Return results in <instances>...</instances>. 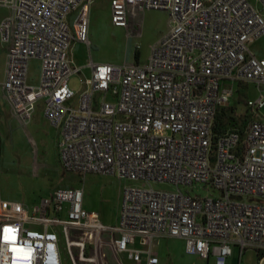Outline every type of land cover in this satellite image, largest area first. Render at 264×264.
<instances>
[{
    "label": "built area",
    "instance_id": "2783aa9c",
    "mask_svg": "<svg viewBox=\"0 0 264 264\" xmlns=\"http://www.w3.org/2000/svg\"><path fill=\"white\" fill-rule=\"evenodd\" d=\"M94 0H0L6 47L4 99L22 125L43 104L60 132L59 162L66 173L113 175L140 183L122 191L118 224L103 226L83 207V192L61 187L33 207L0 200V264H62L60 236L74 264H108L106 250L128 251L146 239L148 264L155 244L180 239L187 255L228 264L233 250L264 260V59L250 44L264 35V0H112L111 22L137 33L144 12L169 15L168 31L143 65L89 62L91 77L69 59L74 43L87 47ZM32 60L41 63L29 83ZM252 84L246 101L254 115L239 132L215 133V118L236 85ZM152 184L176 188L156 191ZM203 185L216 196L179 190ZM119 235L118 241L114 236ZM135 256L138 251H133ZM120 264V262H118Z\"/></svg>",
    "mask_w": 264,
    "mask_h": 264
},
{
    "label": "rangeland",
    "instance_id": "374dc122",
    "mask_svg": "<svg viewBox=\"0 0 264 264\" xmlns=\"http://www.w3.org/2000/svg\"><path fill=\"white\" fill-rule=\"evenodd\" d=\"M255 8H260L255 0H248ZM112 0H94L89 8L87 37L90 46L78 43L69 51V57L74 66H83L81 77L70 79L69 86L76 93L80 92L82 85L80 78H89L88 64L123 63L143 65L151 54V48L166 33L169 26V15L163 11L148 10L140 19L137 33L128 34L111 22ZM250 50L256 57L264 58V36L250 45ZM5 53L0 50V83L5 70ZM41 74V63L32 60L29 63V83L37 85ZM237 91V92H236ZM257 91L252 84L236 85L230 106L234 107L233 114L242 117L246 111V101L256 98ZM227 105L226 107H228ZM225 107V108H226ZM264 116V108L259 111ZM32 119H44L42 104L38 103ZM30 136L24 132L13 131L11 137H0V198L5 202L20 203L23 206L33 207L53 189L68 187L78 188L83 192V207L91 213L97 214L100 223L105 227L117 226L122 191L127 186L140 187V183L119 180L113 175L88 174L83 178L66 173L62 169L56 151L50 145L46 155L34 152L31 141H37L32 127H28ZM47 165L42 168V163ZM156 191L175 192L173 188L164 184H152ZM180 191L191 196L207 198L216 196L208 187L194 184L192 187H181ZM60 254L62 264H74L64 237L60 236ZM158 264H215L213 258L208 261L196 256L187 255L184 244L177 239L162 240L154 249ZM259 257L254 251L246 252L240 264H256ZM228 264H239L238 250H233V257ZM264 264V260L261 262Z\"/></svg>",
    "mask_w": 264,
    "mask_h": 264
},
{
    "label": "crops",
    "instance_id": "0c3cea01",
    "mask_svg": "<svg viewBox=\"0 0 264 264\" xmlns=\"http://www.w3.org/2000/svg\"><path fill=\"white\" fill-rule=\"evenodd\" d=\"M6 15H7V11L4 8H0V22L2 21V19ZM167 31H166V33H167ZM253 43H251V44H253ZM77 44L78 43H74L71 46V49L73 47L77 46ZM249 48H250V46H249ZM0 50H3L4 53H6V47L1 45V44H0ZM251 53L255 56V54L252 51H251ZM257 58H259V57H257ZM69 59H70V57H69ZM259 59H264V58H259ZM72 65L74 66L73 63H72ZM74 67L81 68V73L79 75H75V76L81 77L83 71L85 70V67H83V66L82 67L81 66H74ZM87 70H89L88 71L89 72L88 73V76H89L88 79H90L91 71H90V69H87ZM75 76H73L72 78H74ZM3 79H4V75H3ZM80 80H83V79L80 78ZM2 81H1V83H2ZM1 83H0V137H1V135H4L5 137L6 136L7 137H11L13 131L24 132L27 136L28 135L30 136L28 127L31 126L32 127V131L35 134V138L37 140L35 142L31 141L32 145L34 146V152H37V153L41 152L42 155H46L48 153V151H49V148H50L49 146L51 145L53 151L54 152L56 151V155H57L58 162H59V144H60V140H61L59 130L57 128L51 126L46 121L45 118L44 119H31L30 122L27 123V125L22 126L13 117L10 105L4 99L3 91H2V88H1ZM82 89H83V87H82ZM39 103H41V102H39ZM42 116L44 117L43 104H42ZM262 118H264V116H261V118L259 117V119H262ZM46 167H47V165L43 162L42 163V168L44 169ZM66 188H68V187H66ZM54 190L55 189L51 190V192L46 196V198H49L52 195ZM0 200H1V198H0ZM120 205H121V202H120ZM85 210L90 212L88 209H85ZM119 212H120V208H119ZM97 218H98V221L100 222V219H99L98 215H97ZM118 220H119V213H118L117 221ZM119 239H120L119 235H115L114 236V240L118 241ZM164 240H168V239H164ZM177 240H180V239H177ZM161 241L162 240L158 241L155 244V246H154V248L152 250V257L157 258L156 255L154 254V249H156V247L159 245V243ZM180 241L183 242L182 240H180ZM183 244H184V242H183ZM146 246H147L146 239L141 238V237H137V236L131 237L129 239V241H128V244H127L128 251L117 253L118 262H120V264H148V257L146 255V251H145L146 250ZM133 251H138L139 255L136 257L135 253ZM105 252H106V255H107L108 264H118V262L114 259V257L112 256V254H111V252L109 250H106Z\"/></svg>",
    "mask_w": 264,
    "mask_h": 264
},
{
    "label": "trees",
    "instance_id": "16d2710c",
    "mask_svg": "<svg viewBox=\"0 0 264 264\" xmlns=\"http://www.w3.org/2000/svg\"><path fill=\"white\" fill-rule=\"evenodd\" d=\"M232 106L229 105L228 107H224L219 110L215 118L216 134L223 133L228 129H237L239 132H242V129H244L245 125L251 119H254V115L251 114L247 109L242 117L235 116V114H233L234 107Z\"/></svg>",
    "mask_w": 264,
    "mask_h": 264
}]
</instances>
